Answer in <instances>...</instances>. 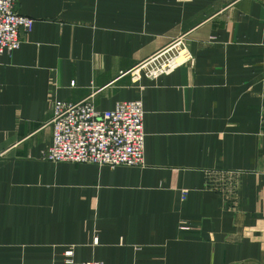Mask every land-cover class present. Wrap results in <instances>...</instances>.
Returning a JSON list of instances; mask_svg holds the SVG:
<instances>
[{
    "label": "crops",
    "instance_id": "1",
    "mask_svg": "<svg viewBox=\"0 0 264 264\" xmlns=\"http://www.w3.org/2000/svg\"><path fill=\"white\" fill-rule=\"evenodd\" d=\"M263 1L18 0L34 25L0 57V264H264ZM89 96L142 102L143 167L41 158L52 103Z\"/></svg>",
    "mask_w": 264,
    "mask_h": 264
},
{
    "label": "built area",
    "instance_id": "2",
    "mask_svg": "<svg viewBox=\"0 0 264 264\" xmlns=\"http://www.w3.org/2000/svg\"><path fill=\"white\" fill-rule=\"evenodd\" d=\"M175 1L189 3L192 0ZM17 3L18 0H0V57L20 47L21 31L29 33L33 29L34 20L20 15L16 10ZM175 55L180 56L181 50L160 52L140 68L150 78L167 74L176 66ZM187 60L191 59L187 57ZM139 72L138 68L134 73L135 81L139 80ZM91 98L89 96L75 104L57 100L52 103V139L41 158L53 163L92 164L109 169L143 167L145 133L142 102H118L110 111H98ZM233 181L234 175L230 172L208 173L206 189L231 202L234 198ZM64 256L62 264H103L95 261L75 263L71 250Z\"/></svg>",
    "mask_w": 264,
    "mask_h": 264
},
{
    "label": "rangeland",
    "instance_id": "3",
    "mask_svg": "<svg viewBox=\"0 0 264 264\" xmlns=\"http://www.w3.org/2000/svg\"><path fill=\"white\" fill-rule=\"evenodd\" d=\"M178 47L177 46H172L171 49H173L174 51L177 49ZM158 61L160 62L161 59H158ZM157 62V61H156ZM88 98V97H87ZM85 100V99H84Z\"/></svg>",
    "mask_w": 264,
    "mask_h": 264
}]
</instances>
